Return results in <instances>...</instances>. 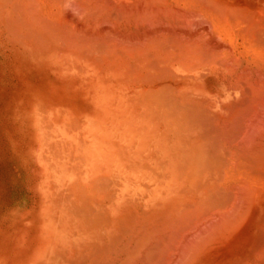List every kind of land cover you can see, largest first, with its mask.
Listing matches in <instances>:
<instances>
[{"label":"bare ground","instance_id":"6f19581e","mask_svg":"<svg viewBox=\"0 0 264 264\" xmlns=\"http://www.w3.org/2000/svg\"><path fill=\"white\" fill-rule=\"evenodd\" d=\"M0 39L32 141L16 264H264V0H0Z\"/></svg>","mask_w":264,"mask_h":264},{"label":"rangeland","instance_id":"374dc122","mask_svg":"<svg viewBox=\"0 0 264 264\" xmlns=\"http://www.w3.org/2000/svg\"><path fill=\"white\" fill-rule=\"evenodd\" d=\"M8 50L0 39V264H16L36 232L34 181L28 164L32 141L29 124L20 116L27 105H18L26 78Z\"/></svg>","mask_w":264,"mask_h":264}]
</instances>
